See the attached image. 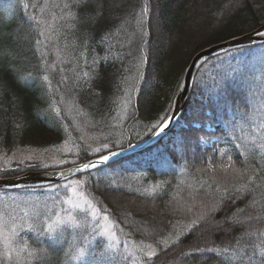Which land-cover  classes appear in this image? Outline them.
Here are the masks:
<instances>
[{"label":"trees","instance_id":"obj_1","mask_svg":"<svg viewBox=\"0 0 264 264\" xmlns=\"http://www.w3.org/2000/svg\"><path fill=\"white\" fill-rule=\"evenodd\" d=\"M261 25L264 0H0V153L140 141L201 48ZM74 179L82 207L66 182L0 189V264H264V43L208 58L159 143Z\"/></svg>","mask_w":264,"mask_h":264},{"label":"water","instance_id":"obj_2","mask_svg":"<svg viewBox=\"0 0 264 264\" xmlns=\"http://www.w3.org/2000/svg\"><path fill=\"white\" fill-rule=\"evenodd\" d=\"M263 33L264 25L255 30L236 35L224 41L200 49L193 56L189 63V66L187 67L183 84L176 97L175 105L169 119L165 121L161 125V127L150 137L129 147L116 148L102 155L75 162L64 167L30 169L10 176H0V189L39 187L66 181L82 173L92 171L98 167L117 161L130 153L142 150L150 145H153L174 126L175 122L183 114L192 91L195 75L201 63L209 57L224 52L228 49L262 43L264 42ZM165 124L167 125L166 128H164ZM113 153H115V155H113ZM103 156H109L110 159L105 161L102 159ZM86 163L94 166L88 169H84L83 165Z\"/></svg>","mask_w":264,"mask_h":264},{"label":"rangeland","instance_id":"obj_3","mask_svg":"<svg viewBox=\"0 0 264 264\" xmlns=\"http://www.w3.org/2000/svg\"><path fill=\"white\" fill-rule=\"evenodd\" d=\"M92 138L93 137L89 135V139ZM94 139L95 138H93L90 143L92 156H96L108 151L113 145L112 140L104 139V137H101V135L96 140ZM113 140L115 141L116 138ZM96 149H99L100 151H96ZM79 151L80 146L75 147L72 141L66 140L55 147L47 149L15 148L12 151L1 152L0 162L9 163L14 167L16 165L25 166L27 163L38 161L42 163L44 168H50L54 166L62 167L80 161L81 159L79 157ZM65 184L69 185V195L65 197V200L73 207L84 206L88 201V197L84 192L83 180L71 179ZM4 197L5 196L0 195V199H4ZM24 205H26V203ZM94 210L97 212V214L101 215L105 229L111 231L113 225L108 215L100 212L96 207H93L92 212H95ZM64 214L65 213H61L58 215L53 222L56 224L61 220ZM68 218H71V215L66 217V219ZM3 236L5 239L10 238L7 233H5Z\"/></svg>","mask_w":264,"mask_h":264},{"label":"snow or ice","instance_id":"obj_4","mask_svg":"<svg viewBox=\"0 0 264 264\" xmlns=\"http://www.w3.org/2000/svg\"><path fill=\"white\" fill-rule=\"evenodd\" d=\"M166 127H167V125L165 124V125H164V128H166ZM162 131H163V128H162ZM105 147H106V146H105ZM96 151H100V150H99V149H96ZM113 155H115V153H113ZM102 159L105 160V161H107V160L110 159V157H109V156H103ZM93 166H94V165H91V164L86 163V164L83 165V168H84V169H88V168L93 167ZM9 255H10V254H9ZM150 255H151V254H150Z\"/></svg>","mask_w":264,"mask_h":264}]
</instances>
